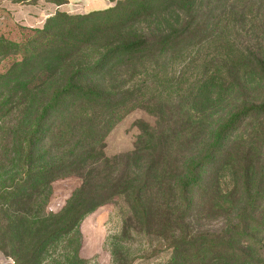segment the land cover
<instances>
[{
  "label": "rangeland",
  "instance_id": "rangeland-1",
  "mask_svg": "<svg viewBox=\"0 0 264 264\" xmlns=\"http://www.w3.org/2000/svg\"><path fill=\"white\" fill-rule=\"evenodd\" d=\"M117 1L0 0V37L10 44L25 43L31 31L43 30L59 13L88 15L105 11ZM201 5L197 15L170 11V23L179 20L172 44L164 46L150 37L147 49L138 56L119 60L99 76L84 77L104 85L110 94L105 93L103 100L67 98V110L51 117L52 136L39 147L47 161L66 162L76 156L71 173L52 183V194L44 209L57 213L82 184V178L73 173V168L80 166L76 161L89 163L92 158L104 156L107 162L93 172L132 180L142 174V161L157 159L159 142H163L164 162L151 175L140 197L144 213L132 208L123 195L108 200L104 196L105 201L82 219L79 242L69 244L68 236L61 237L31 264H159L169 255L168 243L180 230L217 232L238 223L247 192L243 177L248 171V192L254 195L264 165L263 118L249 117L237 126L217 156L216 165L203 172V179L187 192L186 198L181 196L179 181L186 175V162L207 144L213 124L238 104L236 99L215 106L205 104L202 85L206 81L219 84L214 79L235 80L239 66L231 60L243 47L250 46L248 41L254 34L262 35L264 16L260 8L264 0H204ZM155 26L148 20L133 22L127 31L130 38H135L139 30L147 32V27L152 30ZM100 38L111 42L120 36L99 32L93 42ZM9 54L0 55V74L8 76L13 64ZM55 76V82L62 84L71 72L63 68ZM0 80V98L4 101L0 104V184L5 180L8 185L21 174L16 130L28 113L24 105L13 109L7 100L14 91L3 77ZM260 92L256 88L251 98L260 100ZM145 132L152 136L142 144ZM159 132L166 135L160 141ZM142 145L155 150L133 154ZM69 150L74 153L67 159ZM6 202L0 199V255L11 264H20L15 241L4 230L8 225L3 214L9 209ZM260 217L264 220V212ZM34 240L35 236H27L25 244L29 246ZM258 257L264 259V248Z\"/></svg>",
  "mask_w": 264,
  "mask_h": 264
},
{
  "label": "trees",
  "instance_id": "trees-1",
  "mask_svg": "<svg viewBox=\"0 0 264 264\" xmlns=\"http://www.w3.org/2000/svg\"><path fill=\"white\" fill-rule=\"evenodd\" d=\"M203 1L118 0L115 6L88 15L59 13L43 30L31 31L25 43L10 44L0 37V55L4 57L10 53L13 59L9 76L7 73L0 74L3 82L11 85V92L14 91L7 101H11L13 109L26 106L28 113L18 122L16 130L17 163L21 174L11 179L8 185L5 180L0 184V199L7 201L9 207L3 213L8 222L4 230L15 241V256L20 264H31L61 237L68 236L69 244L79 242L82 219L106 199L123 195L132 208L144 213L140 197L151 175L164 162L163 142H159L161 147L156 151L157 159L142 161V174L132 180L128 176L106 177L101 172H93L100 168L101 163L107 162L104 156L92 158L89 163L87 160L76 161L80 166L74 167L73 173L82 178V184L57 213L46 212L44 207L52 194V183L58 177L71 173L76 156L71 160L74 151L69 150V157H66L69 161H47L40 154L39 147L51 138L49 121L67 110V98L103 100L105 93L110 94L104 85L84 77L99 76L119 60L138 56L147 49L150 37L164 46L172 44L179 20H173L171 24L168 17L170 11L183 14L191 11L197 15ZM260 9L264 16V6ZM147 20L156 26L152 30L147 27V32L139 30V35L130 38L131 33L128 34L127 30L131 29L132 23ZM260 28L262 35L254 34L248 41L250 46L243 47L238 57L231 60L237 61L239 66L235 80L214 79L219 84L206 81L202 85L205 104L215 106L231 99H236L238 104L229 109L225 118L213 124L207 144L186 162V175L179 181L183 198L193 186L199 185L203 172L216 165L221 149L241 122L249 117L264 119V22ZM99 32L117 33L120 38L111 42H102L100 38L93 42ZM63 68H69L71 76L60 84L55 82L58 79L55 75ZM256 88L261 89L258 101L251 98ZM48 90L51 92L44 97ZM0 104H4L2 98ZM151 136L145 132L142 144ZM165 136V132H159V141ZM143 149L155 150L150 145H142L137 146L133 154L137 155ZM249 175L246 171L243 177L247 192L245 207L237 224L217 232L180 230V234L168 243L169 255L159 264H264V259L258 257L259 250L264 248V235L259 236L260 232H264V220L260 217L264 212V165L253 189L254 195L248 192ZM27 236H35L29 246L25 244ZM69 264L72 262L69 261Z\"/></svg>",
  "mask_w": 264,
  "mask_h": 264
},
{
  "label": "built area",
  "instance_id": "built-area-1",
  "mask_svg": "<svg viewBox=\"0 0 264 264\" xmlns=\"http://www.w3.org/2000/svg\"><path fill=\"white\" fill-rule=\"evenodd\" d=\"M11 260H6L3 258V256L0 255V264H11Z\"/></svg>",
  "mask_w": 264,
  "mask_h": 264
}]
</instances>
